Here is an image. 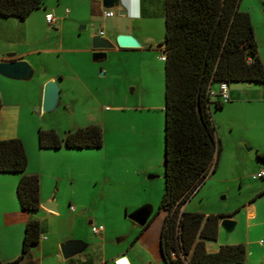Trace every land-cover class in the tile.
<instances>
[{"label": "crops", "instance_id": "obj_1", "mask_svg": "<svg viewBox=\"0 0 264 264\" xmlns=\"http://www.w3.org/2000/svg\"><path fill=\"white\" fill-rule=\"evenodd\" d=\"M80 2L86 15L74 18L73 20L76 19L77 23L85 25L86 23L97 22L104 26L107 21L114 20V23L119 25V27L115 28L113 38L119 34H127L140 41L138 48H118L112 45V50L122 52L150 50L155 53L141 57L143 66L137 75L138 92L133 105H113L109 109L103 107L109 113L102 114L96 118H88L83 123L75 124L74 127L88 123L98 125L102 134L100 147L39 148L36 138L37 130L33 132V138L29 140L17 128H13L12 134L7 136H13L21 141L26 155L25 173L35 174L38 177L39 205L38 209L33 212L21 210L15 195V186L19 174L0 173V261L10 262L20 255L24 223L28 219H35L39 225L38 241L29 249L27 256L22 261L29 258L35 261V264H115V260L119 257H124L127 264H141V260L145 261L146 258L151 259L146 264H162L160 254L157 251H159V231L164 217L163 211H161L159 222L152 227L150 221L133 239V251L107 246L105 243L106 227L104 226L98 233L91 232V227L89 228V232L95 235V242L90 243L86 238L88 231L86 225L92 223V209L86 202L87 198L83 196L81 187L87 186L88 182L92 183V186L99 185L100 188L95 194V203L97 199L100 201L103 198L104 188L117 189L118 185L124 184L123 181L117 179L120 175L123 177L125 173L133 172L138 185H142L145 173L159 174L162 171L163 63L158 58L162 49L157 46V43L163 37V0H139L138 6H134L132 0H118L116 5H112L109 8H101L99 0H80ZM92 2L97 3L94 5V16L89 13ZM42 5L32 10L27 17L21 20L28 24L30 20H33V17H37L40 14V22L42 24L45 23L44 15L49 11H43L44 8L41 9ZM113 8L117 10L118 17L116 19H114ZM104 9H110L113 15L104 17L102 15ZM65 11L67 13V10ZM70 12L72 17H76L75 8H71ZM134 12H138V16L134 17ZM55 20L60 25L61 19L58 20L54 17ZM98 31H102L101 37H105L103 30ZM98 31L94 35H97ZM81 38L82 41L87 42L86 35H82ZM66 50L64 51L91 53L89 45L86 44L79 49L68 48ZM42 51L52 54L63 50L54 47L35 49L29 54L37 53L42 57L40 54ZM11 59L27 61L26 57L16 54H13ZM6 60V56L0 57V61ZM39 60L41 61V59ZM39 60H36L38 63L35 62L34 66L44 69L42 71L46 74H43L36 83L37 102L35 106L37 109H39L40 105L42 85L47 80L53 79L56 81L59 95L60 93L71 92L72 88L76 87L85 89L90 93V88L83 81L86 78L70 64L69 74H62L54 69L43 68ZM71 81L74 84L72 83L71 85ZM262 83L236 82L229 84L227 86V100L218 110L232 108L233 104L238 102L258 101L264 104L263 94L257 87ZM93 100L94 103L98 104L96 98ZM2 103L0 95V114L2 106L11 109V111H8L9 115L11 113L14 115L15 112L18 113L20 104L3 103L2 105ZM99 107L100 104L98 105V110H100ZM211 110L216 111L214 109ZM96 111L97 109L94 110V112ZM261 125L262 130L260 129L259 133L256 131L255 126H251V130L246 135L244 134L242 138L251 147L250 150H253L255 155L256 153H264V118ZM137 136L138 138L136 139ZM1 138L3 137L0 136ZM135 140L138 143V147L135 143L133 147L131 146L132 141ZM256 161L264 164V162L257 159ZM62 186L64 191L68 190L65 199L58 196ZM73 192H76V195H73ZM45 201L53 202L54 212L40 207V204ZM69 207H72V209ZM242 208L247 220L246 247L244 246L246 259L249 256V248L252 244V241H249L247 237L248 228L264 225L263 183L254 189L253 195L242 204ZM122 209L126 210L127 205L119 201L115 206V211L120 215ZM181 209L185 210L184 204ZM203 214L207 215V213ZM221 218L233 219L231 215L228 217L224 215L217 219L215 239L203 240L206 252H215L218 246L222 244L237 243L223 242L219 239L218 223ZM137 227L138 229L140 228L139 226ZM67 242L74 243L75 246L67 256L63 257L60 253L59 245ZM257 242L261 247L260 257L264 259V242L261 239ZM156 248L157 250L154 251Z\"/></svg>", "mask_w": 264, "mask_h": 264}, {"label": "rangeland", "instance_id": "obj_2", "mask_svg": "<svg viewBox=\"0 0 264 264\" xmlns=\"http://www.w3.org/2000/svg\"><path fill=\"white\" fill-rule=\"evenodd\" d=\"M42 8H44L43 11L52 13L56 19H61L60 25L57 24V20L50 25L42 24L40 14L33 17L28 24L18 18L0 16V57L7 54L24 56L33 69L32 76L28 80L0 76L2 102L20 104L18 113L15 112L14 115L12 113L9 115L10 108L2 106L0 136L3 138L1 139L13 138V136L7 137L12 134L13 128H17L19 132L22 131L28 140L33 138V132L38 128H51L62 136L65 132L75 129L74 126L77 123L109 113L103 107L109 109L113 105H133L138 92L137 75L143 66L141 57L155 53L150 50L122 52L109 49L105 52L103 60L93 62L90 52H66L68 48L79 49L85 44L89 45V38L98 30L105 32V37H101L102 39L114 45L113 34L119 25H116L114 20L107 21L104 26L97 22L85 25L77 23L76 19L73 20L74 18L86 15L80 0H44ZM71 8H75L76 17L71 16ZM237 8L239 11L247 12L250 17L257 55L264 68V0H239ZM112 10L116 19L117 10L115 8ZM82 35H86L87 42L82 41ZM137 43L140 44V41ZM53 47L63 51L52 54L42 51L40 53L42 57L37 53L29 54L35 49ZM36 60L42 63L43 68L54 69L62 74H69L70 64L86 78L83 81L90 88L91 94L80 87L72 88L71 92L60 93L51 110L41 113L35 106L36 83L46 73H43L44 69L34 66L35 62L38 63ZM70 83L72 85L73 81ZM257 87L264 99V82ZM93 97L98 104L94 103ZM99 104L100 110H98ZM93 109L97 111L94 112ZM210 118L215 128V136L219 141L220 151L213 172L207 175L195 193L185 201L184 211L231 215L234 224L227 231L219 226V239L223 242H237L246 247L247 220L242 204L251 198L256 187L264 184V177L251 178L256 172L264 171V164L256 161L254 151L246 148L251 147L242 138L251 130V126H255L258 133L260 129L262 130L264 104L258 101L238 102L233 104L232 108L211 110ZM132 142V147L134 143L138 147L136 140ZM132 174L134 175L133 172L125 173L123 177L120 175L117 179L124 184L118 185L117 189L104 188L103 198L100 201L97 199L95 203V194L100 188L99 185L92 186V183L88 182L87 186L81 187L82 194L87 198L86 202L92 209V223L86 225L88 242H95V235L89 232V228L100 224L106 227L107 246L133 251L132 243L138 227L128 220L125 214L146 204L151 207L152 215L157 210L163 191V176L162 171L159 174L145 173L143 184L138 185L135 175ZM147 174H154V177L147 179ZM67 194L68 190L64 191L62 186L58 196L65 199ZM73 195H76V192H73ZM119 201L127 205V209H122L120 215L115 211ZM160 216L161 211H158L151 218L152 227L159 222ZM248 231L247 237L252 244L244 264H264V259L260 257L261 247L257 242L259 239L264 242V225L249 227ZM156 250L157 248L154 249ZM117 260L114 261L115 264H118ZM150 260L146 258L140 263L146 264Z\"/></svg>", "mask_w": 264, "mask_h": 264}, {"label": "trees", "instance_id": "obj_3", "mask_svg": "<svg viewBox=\"0 0 264 264\" xmlns=\"http://www.w3.org/2000/svg\"><path fill=\"white\" fill-rule=\"evenodd\" d=\"M239 0H163V37L157 43L163 63V191L157 210L164 212L159 231L162 264H244L242 244H222L206 252L204 239H215L216 224L224 215L189 212L182 205L215 168L219 141L210 109L223 103L217 85L264 82V68L257 55L253 28ZM43 0H0V16L24 19ZM92 2L89 13L94 16ZM39 148H98L101 129L88 123L59 136L53 129L38 128ZM264 162V153H256ZM26 155L18 138L0 139V173H17L15 195L19 208L38 209V177L25 173ZM263 178V177H262ZM226 217L229 216L225 215ZM37 220L24 223L17 264L38 241Z\"/></svg>", "mask_w": 264, "mask_h": 264}, {"label": "water", "instance_id": "obj_4", "mask_svg": "<svg viewBox=\"0 0 264 264\" xmlns=\"http://www.w3.org/2000/svg\"><path fill=\"white\" fill-rule=\"evenodd\" d=\"M101 8H109L112 5H116L118 0H99ZM83 28V27H82ZM114 45L118 48H138L139 43L130 35L119 34L116 35ZM89 47L91 49V60L93 62L101 61L105 58V52L112 48V45L101 38L98 35H92L89 38ZM13 54H7L6 61H0V76L15 79V80H28L31 77L32 68L24 60L11 59ZM59 97V88L55 80H47L42 85L41 99L39 105V111L44 113L51 110ZM250 149L249 147H246ZM154 175H146V178H153ZM41 208L55 211V207L52 201H45L40 204ZM151 207L149 205H141L131 212L125 214V217L135 225L142 227L145 225L149 216L151 215ZM233 221L229 218H221L218 225L224 230H230L233 226ZM74 243L67 242L59 245L60 253L63 257L67 256L74 248ZM159 248V245H158ZM118 264H127L124 257H119L116 261ZM17 264H35V261L27 258Z\"/></svg>", "mask_w": 264, "mask_h": 264}, {"label": "built area", "instance_id": "obj_5", "mask_svg": "<svg viewBox=\"0 0 264 264\" xmlns=\"http://www.w3.org/2000/svg\"><path fill=\"white\" fill-rule=\"evenodd\" d=\"M102 15L104 17H111L113 15V12L110 9H104L102 11ZM44 21H45L46 24L53 23V21H54L53 15L51 13H49V12L46 13L44 15ZM97 35L98 36H102V31H98ZM158 58H159V60L162 61L164 56L162 54H160ZM227 90H228L227 85L224 82H221V83H219L217 85L216 91H217V93L220 96V101L225 102L227 100ZM262 177H264V172L263 171L256 172L253 176H251L252 179L262 178ZM69 208L72 209V207H69ZM90 229H91V232L98 233V232L101 231L102 226L101 225H97V226L92 225Z\"/></svg>", "mask_w": 264, "mask_h": 264}, {"label": "clouds", "instance_id": "obj_6", "mask_svg": "<svg viewBox=\"0 0 264 264\" xmlns=\"http://www.w3.org/2000/svg\"><path fill=\"white\" fill-rule=\"evenodd\" d=\"M132 3L134 6H138L139 5V0H132ZM133 16L136 17L138 16V12H134Z\"/></svg>", "mask_w": 264, "mask_h": 264}]
</instances>
